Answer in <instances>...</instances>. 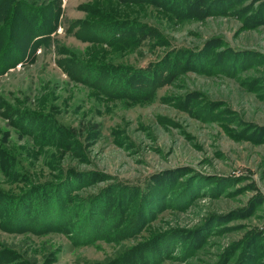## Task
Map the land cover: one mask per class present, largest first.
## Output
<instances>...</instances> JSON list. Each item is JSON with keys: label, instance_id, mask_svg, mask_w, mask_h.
Listing matches in <instances>:
<instances>
[{"label": "rangeland", "instance_id": "374dc122", "mask_svg": "<svg viewBox=\"0 0 264 264\" xmlns=\"http://www.w3.org/2000/svg\"><path fill=\"white\" fill-rule=\"evenodd\" d=\"M16 1L0 0V195L17 197L0 264H264V0ZM31 206L42 225L2 224Z\"/></svg>", "mask_w": 264, "mask_h": 264}, {"label": "trees", "instance_id": "16d2710c", "mask_svg": "<svg viewBox=\"0 0 264 264\" xmlns=\"http://www.w3.org/2000/svg\"><path fill=\"white\" fill-rule=\"evenodd\" d=\"M121 1H128V0H121ZM136 1V0H135ZM17 3H20L19 0L16 1ZM18 10H22V9H25L24 6H21V8H14V13H16V15L14 16V18H12L13 20V23L16 25H21L23 24L24 22V19L21 17V15L18 13ZM112 27L108 28L109 30L112 31V36L111 38L115 37L113 40L111 41H114V40H122V38L120 36H122L127 30H124L121 34L119 33V30L116 29L117 26H120L119 24H112L111 25ZM141 26V25H140ZM138 26V32L137 34L135 35H138L139 38L141 39V41H146V42H151L153 48H155L157 45H160V44H163V42L166 40L163 39V36L161 35L159 29L157 27H154L152 25H144L143 26ZM146 26V27H145ZM121 28V27H120ZM91 29V26L89 28V30ZM116 34H118V37L116 38ZM85 36H87V38H89L90 34L89 33H86ZM160 38L163 39V41H158ZM155 46V47H154ZM176 51H172L171 53H169V59H170V55L171 56H175V53ZM180 63H178L179 65ZM168 71V72H167ZM170 69H166V72L164 74H162V76L160 77L159 79V82L161 81H164L165 79H167L170 75ZM153 74L152 73V77H153ZM132 76V75H131ZM148 80H149V77H148ZM151 80V85L152 83L154 82L153 79H150ZM154 84V83H153ZM159 86V85H158ZM62 140L65 138L66 134H62ZM60 136V137H61ZM63 194H65V192H62ZM1 201H6V203H11L14 202L13 200H15L17 197H9L7 194H1ZM9 201V202H8ZM28 204L30 205L31 202L33 201H30L28 200ZM10 205V204H9ZM32 206H34V204L31 203ZM5 204H0V218H3L7 212H8V209L7 207L4 208ZM32 206L30 207V209L26 212V215H24V223L23 224H20V225H17L19 227H16V225L13 223V212L9 215L8 218L4 219L2 222L3 225L5 226H14L12 228L14 229H22V231L24 230H33L32 228L34 227V224L37 222V218H33L32 215H31V211H32ZM13 209V208H12ZM14 210V209H13ZM44 212V214L42 216H40V219L41 221H44V222H49L50 219H49V214H47L45 211H42V213ZM1 220V219H0ZM39 223L40 225H42L43 223L41 222H37ZM1 225V223H0ZM47 228V227H45ZM37 229H40L43 231V229L39 226ZM255 253V252H254ZM253 256V255H252ZM260 257V256H259ZM258 257V258H259ZM257 258V256H253V257H245L244 259V262L243 264H259V259ZM247 259V260H246ZM246 260V261H245Z\"/></svg>", "mask_w": 264, "mask_h": 264}]
</instances>
